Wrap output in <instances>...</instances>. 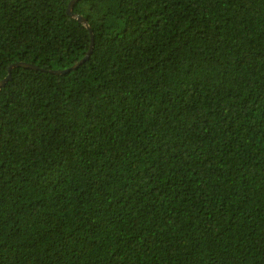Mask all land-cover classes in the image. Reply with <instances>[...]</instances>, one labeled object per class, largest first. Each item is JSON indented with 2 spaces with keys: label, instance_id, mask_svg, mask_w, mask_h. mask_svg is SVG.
I'll return each mask as SVG.
<instances>
[{
  "label": "trees",
  "instance_id": "trees-1",
  "mask_svg": "<svg viewBox=\"0 0 264 264\" xmlns=\"http://www.w3.org/2000/svg\"><path fill=\"white\" fill-rule=\"evenodd\" d=\"M0 0V264H264V0Z\"/></svg>",
  "mask_w": 264,
  "mask_h": 264
},
{
  "label": "water",
  "instance_id": "water-1",
  "mask_svg": "<svg viewBox=\"0 0 264 264\" xmlns=\"http://www.w3.org/2000/svg\"><path fill=\"white\" fill-rule=\"evenodd\" d=\"M77 1L78 0H69L66 12L71 18H73L76 21H78L80 24H82L89 31V34H90V46H89V49H88L86 55L79 62H77L74 66H72L71 68L63 70V71H48L49 73H52V74H64V73H66V72H68V71H70L72 69H76L78 66H80L84 61H86L88 59V57H89V55L91 53L92 46H93L92 31L87 26L86 21L84 20V18H82L79 15H74L72 13V8H73V6L75 5V3ZM15 67L30 68V69H34V70H38L39 69L38 67H36V66H34L32 64H27V63H16V64L10 66L8 68V73H7L6 77L0 81V89H2L5 86V84L10 80V78H11V69L15 68Z\"/></svg>",
  "mask_w": 264,
  "mask_h": 264
}]
</instances>
